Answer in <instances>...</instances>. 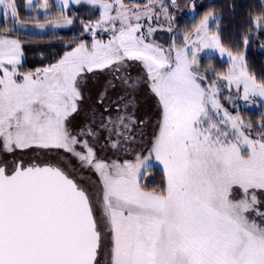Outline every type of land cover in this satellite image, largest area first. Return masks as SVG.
Instances as JSON below:
<instances>
[{
  "label": "snow or ice",
  "instance_id": "obj_1",
  "mask_svg": "<svg viewBox=\"0 0 264 264\" xmlns=\"http://www.w3.org/2000/svg\"><path fill=\"white\" fill-rule=\"evenodd\" d=\"M200 7L0 0V264H264V0Z\"/></svg>",
  "mask_w": 264,
  "mask_h": 264
},
{
  "label": "trees",
  "instance_id": "obj_2",
  "mask_svg": "<svg viewBox=\"0 0 264 264\" xmlns=\"http://www.w3.org/2000/svg\"><path fill=\"white\" fill-rule=\"evenodd\" d=\"M21 3L24 0H20ZM257 2V0H203L202 7L199 8L200 14L206 11L209 7H216L218 9H222V38L227 43L231 39L235 37V33L237 27L240 23H242L244 15L248 10L250 5H253ZM229 4H235L238 11L230 12L228 10ZM23 9L21 12L23 14ZM81 12H84L85 9H80ZM192 17L185 16L180 22L179 26L182 29L185 26H190L192 23ZM77 29H65L57 31L60 37H63L64 40L71 39V37L76 34ZM26 39L29 37H25ZM61 44L60 39L53 38L50 34H45L44 38L36 39L35 42L27 47L30 48L28 52V63L29 65H39V51H44L45 53H52L54 51H58ZM248 60L250 63L251 70L256 73L259 77L264 74V51L259 46V40H256L248 50ZM215 64L217 68H227V64L224 62H220L219 59H216ZM261 109L249 111L244 109L245 115H250L254 119L258 117ZM157 181L159 177L157 176Z\"/></svg>",
  "mask_w": 264,
  "mask_h": 264
},
{
  "label": "rangeland",
  "instance_id": "obj_3",
  "mask_svg": "<svg viewBox=\"0 0 264 264\" xmlns=\"http://www.w3.org/2000/svg\"><path fill=\"white\" fill-rule=\"evenodd\" d=\"M140 2H147V0H140ZM181 3H184L185 0H180ZM202 2L203 0H196V4L198 6H201L202 5ZM185 16H189V17H192V13L189 9H184L180 12L177 13V23L179 24V22L185 17ZM60 30H65V29H58L57 31H60ZM155 38L158 40V42L160 43H164V44H167L168 42H170V34L166 31V30H158L157 33L155 34ZM264 51V50H263ZM219 59V58H217ZM220 60V59H219ZM226 60V58H225ZM220 62H223L220 60ZM238 103H242V102H239ZM246 110H249V111H253V110H258L259 107L258 106H250L248 108H245Z\"/></svg>",
  "mask_w": 264,
  "mask_h": 264
}]
</instances>
